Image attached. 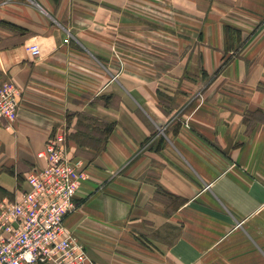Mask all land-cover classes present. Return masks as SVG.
Returning a JSON list of instances; mask_svg holds the SVG:
<instances>
[{
  "label": "crops",
  "instance_id": "crops-1",
  "mask_svg": "<svg viewBox=\"0 0 264 264\" xmlns=\"http://www.w3.org/2000/svg\"><path fill=\"white\" fill-rule=\"evenodd\" d=\"M6 82L0 203L64 135L95 264H264V0H0Z\"/></svg>",
  "mask_w": 264,
  "mask_h": 264
},
{
  "label": "built area",
  "instance_id": "built-area-1",
  "mask_svg": "<svg viewBox=\"0 0 264 264\" xmlns=\"http://www.w3.org/2000/svg\"><path fill=\"white\" fill-rule=\"evenodd\" d=\"M27 49L41 54L37 43ZM19 96L12 82L0 87V121L7 126L18 117ZM38 156L44 163L26 173L27 188L15 201L0 203V264H95L65 222L87 178L82 161L69 156L59 134L49 138Z\"/></svg>",
  "mask_w": 264,
  "mask_h": 264
},
{
  "label": "trees",
  "instance_id": "trees-1",
  "mask_svg": "<svg viewBox=\"0 0 264 264\" xmlns=\"http://www.w3.org/2000/svg\"><path fill=\"white\" fill-rule=\"evenodd\" d=\"M100 124H101V127H100L101 132H100L99 140H100V142H102V144H103L102 146L104 147L105 142L108 139V136L113 129V125L110 123L104 122V121H101Z\"/></svg>",
  "mask_w": 264,
  "mask_h": 264
},
{
  "label": "rangeland",
  "instance_id": "rangeland-1",
  "mask_svg": "<svg viewBox=\"0 0 264 264\" xmlns=\"http://www.w3.org/2000/svg\"><path fill=\"white\" fill-rule=\"evenodd\" d=\"M148 1H150L151 3H156V4H157L159 0H148ZM200 97H202V95H199V98H200ZM77 208H78V204L76 205V208L66 216V218H67L71 213H73ZM65 220H66V219H65ZM263 234H264V232H263Z\"/></svg>",
  "mask_w": 264,
  "mask_h": 264
}]
</instances>
